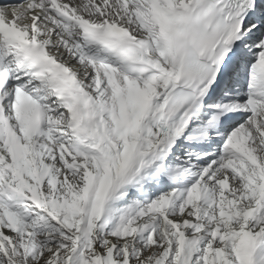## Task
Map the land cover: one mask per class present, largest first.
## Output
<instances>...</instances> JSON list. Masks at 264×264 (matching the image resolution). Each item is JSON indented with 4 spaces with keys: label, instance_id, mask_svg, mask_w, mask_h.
<instances>
[{
    "label": "snow or ice",
    "instance_id": "6c2138e0",
    "mask_svg": "<svg viewBox=\"0 0 264 264\" xmlns=\"http://www.w3.org/2000/svg\"><path fill=\"white\" fill-rule=\"evenodd\" d=\"M0 264H264V0H0Z\"/></svg>",
    "mask_w": 264,
    "mask_h": 264
}]
</instances>
